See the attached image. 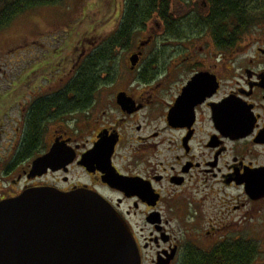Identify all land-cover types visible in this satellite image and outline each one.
Returning a JSON list of instances; mask_svg holds the SVG:
<instances>
[{
	"label": "flooded vegetation",
	"instance_id": "flooded-vegetation-1",
	"mask_svg": "<svg viewBox=\"0 0 264 264\" xmlns=\"http://www.w3.org/2000/svg\"><path fill=\"white\" fill-rule=\"evenodd\" d=\"M153 25L116 46L84 106L60 116L58 96L72 102L64 88L98 45L58 44V62L35 47V87L0 103V201L33 188L94 192L128 226L140 264H181L189 246L209 251L264 222V24L226 42L208 30L165 38ZM55 143L72 161L32 172Z\"/></svg>",
	"mask_w": 264,
	"mask_h": 264
},
{
	"label": "water",
	"instance_id": "water-1",
	"mask_svg": "<svg viewBox=\"0 0 264 264\" xmlns=\"http://www.w3.org/2000/svg\"><path fill=\"white\" fill-rule=\"evenodd\" d=\"M71 161L55 143L32 172ZM0 264H140V255L126 223L97 194L33 188L0 201Z\"/></svg>",
	"mask_w": 264,
	"mask_h": 264
},
{
	"label": "trees",
	"instance_id": "trees-1",
	"mask_svg": "<svg viewBox=\"0 0 264 264\" xmlns=\"http://www.w3.org/2000/svg\"><path fill=\"white\" fill-rule=\"evenodd\" d=\"M63 1L0 0V32L29 10L56 6ZM175 1L178 8L193 10L185 18H176L171 11L173 0H122L116 29L99 41V44L96 42L98 46L80 66L81 73L75 74L72 83L64 88L73 91L72 102L64 96H58V115L80 110L88 100L90 90L98 86L99 73L110 70L116 46L125 48L126 43L130 44L134 39L143 37V32L153 22L166 26L165 38H189L190 33L208 30L214 39L225 42L236 41L250 24L260 21L264 24V0H205L207 10L204 14L196 11V0ZM37 138L33 124L28 144H34ZM258 254L255 242L228 240L209 251L189 246L183 254L181 264H253Z\"/></svg>",
	"mask_w": 264,
	"mask_h": 264
},
{
	"label": "rangeland",
	"instance_id": "rangeland-1",
	"mask_svg": "<svg viewBox=\"0 0 264 264\" xmlns=\"http://www.w3.org/2000/svg\"><path fill=\"white\" fill-rule=\"evenodd\" d=\"M121 8L122 0H64L56 6L29 10L13 21L0 32V103L23 102L25 100L22 99L27 94L20 91L35 87V47L40 46L44 54L49 55L54 53L58 44L59 50L63 52L70 50L72 46L75 51L79 39H92L99 44V41L116 29V19ZM192 10L178 8L176 1L173 0L172 12L179 11L182 16ZM153 24L155 22L151 24L154 28ZM48 55L47 59L50 61L55 59L58 62V55L50 54L49 57ZM76 56L77 53L74 54V58ZM43 57L41 52V59ZM123 57L124 55L122 60ZM8 90L13 92L8 95ZM58 123L61 124V121ZM68 178L74 181L81 180L76 172H71ZM248 228L252 230L249 229V236L240 237L248 233ZM233 237L234 240L255 242L259 254L253 264H264V222L259 225L249 224L242 235ZM201 248L204 249L203 246Z\"/></svg>",
	"mask_w": 264,
	"mask_h": 264
}]
</instances>
